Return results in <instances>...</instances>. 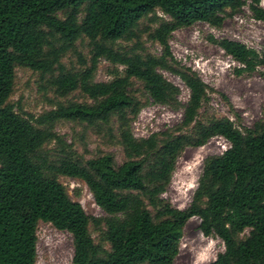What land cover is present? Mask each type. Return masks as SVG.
<instances>
[{
  "label": "trees",
  "instance_id": "trees-1",
  "mask_svg": "<svg viewBox=\"0 0 264 264\" xmlns=\"http://www.w3.org/2000/svg\"><path fill=\"white\" fill-rule=\"evenodd\" d=\"M245 1L0 0V264H35L38 220L70 233L69 264H171L181 228L193 215L204 235L217 236L223 244L208 264H264V110L244 130L224 116L197 119L206 84L173 60L168 45L175 28L196 21L218 26ZM248 6L254 18L264 20L259 0H249ZM156 8L168 18L159 19ZM147 16L154 26L146 34L161 52L120 46L117 41L137 36L139 21ZM82 37L89 44V63L66 69L59 57ZM211 39L240 63L238 70L264 62V52L240 41ZM99 57L113 66L106 80L94 79ZM16 65L48 74L58 95L78 89L90 101H58L26 115L7 100ZM160 70L177 75L188 90L181 119L136 137L129 125L139 109L130 92L133 79L152 101L178 104V87ZM58 119L105 129L121 146L122 161L110 152L88 158L77 154L54 130ZM214 135L228 146L203 159L189 203L171 205L161 192L179 153ZM57 175L82 180L104 215L87 214ZM90 223L102 224L107 247L93 240Z\"/></svg>",
  "mask_w": 264,
  "mask_h": 264
},
{
  "label": "rangeland",
  "instance_id": "rangeland-1",
  "mask_svg": "<svg viewBox=\"0 0 264 264\" xmlns=\"http://www.w3.org/2000/svg\"><path fill=\"white\" fill-rule=\"evenodd\" d=\"M248 3L249 0H246L231 14L224 15L218 26L196 21L188 26L175 28L168 37L173 60L194 70L206 84L207 97L202 102L196 118L205 121L214 117H228L240 130L252 127L255 121L261 119L264 110V62L257 64L252 70H238L240 63L211 38L234 39L259 54L264 52V20L252 16ZM259 5L264 8V0H259ZM155 14L159 19L168 18L158 8L155 9ZM153 26L149 16L144 17L139 21L136 37L117 42L123 48L132 47L136 51L157 55L161 52L160 45L150 40L146 34L148 27ZM139 46L141 48H138ZM89 57V44L87 39L82 37L76 40L74 48L66 50L59 60L66 69H79L89 63ZM112 67L107 60L99 57L94 79H108L112 75ZM117 67L118 70L122 69L121 65ZM160 72L178 87V104L167 105L152 101L139 80L133 79L130 92L138 99L139 109L131 116L129 125L136 137L173 126L181 119L182 105L186 101L188 90L177 75L167 70ZM7 100L13 103L16 110L23 111L26 115H37L58 101H90L78 89L58 95L49 84L48 74H40L20 65L14 67L12 88ZM53 128L84 158L110 152L117 163L123 159L121 146L105 129H97L69 119L56 120ZM52 145L51 142L46 144L47 147ZM227 146V140L220 135L211 136L198 146H185L176 159L169 182L161 196L175 207H185L201 174L203 159L208 155L220 153ZM57 180L71 199L79 201L87 214L96 217L104 215L82 180L65 175H57ZM198 222L199 219L195 215L184 222L178 238V250L171 264H208L216 253L223 249L221 239L214 235H204L198 228ZM88 229L95 242L107 247L106 241L102 240V224L90 223ZM243 233H246V229ZM35 234V264H69L72 241L68 231L58 229L47 221L38 220ZM201 255H208L210 259L198 262L197 257Z\"/></svg>",
  "mask_w": 264,
  "mask_h": 264
},
{
  "label": "clouds",
  "instance_id": "clouds-1",
  "mask_svg": "<svg viewBox=\"0 0 264 264\" xmlns=\"http://www.w3.org/2000/svg\"><path fill=\"white\" fill-rule=\"evenodd\" d=\"M208 259H210V257L208 256V255H201V256H198L197 257V261L199 262V261H206V260H208Z\"/></svg>",
  "mask_w": 264,
  "mask_h": 264
}]
</instances>
